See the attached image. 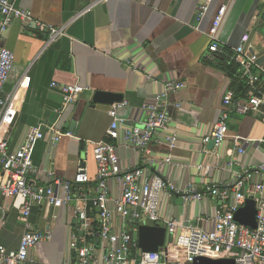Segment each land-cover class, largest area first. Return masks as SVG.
I'll return each instance as SVG.
<instances>
[{"label":"crops","instance_id":"1","mask_svg":"<svg viewBox=\"0 0 264 264\" xmlns=\"http://www.w3.org/2000/svg\"><path fill=\"white\" fill-rule=\"evenodd\" d=\"M12 1L42 24L63 32L48 42V31L14 20L0 34V48L15 55L2 93L9 108L0 125V138L7 140L12 151L22 144L29 129H40L44 137L35 143L32 153L37 185H50L53 176L70 180L80 166L93 179L96 163L92 146L103 141L115 146L122 168H142L145 176L160 174L181 188L231 184L236 173L249 170L252 178L246 188L262 184L259 196L264 197V113L242 114L234 105L227 106V139L212 147L203 142L224 110V94L240 85L243 68L236 61L235 48L244 34H249L245 49L257 56L256 64L264 71V0H211L201 21L197 12L206 0ZM222 4H226V12L217 31L222 52H210L207 32ZM231 62L234 67H229ZM24 75L29 76L28 87L18 85ZM261 79L264 84V73ZM167 81L183 84L161 99L167 102L169 123L158 136L163 139L174 134L173 148L152 141L145 154L125 142L122 127L110 132L111 105L94 102L96 92L120 95L121 101L114 103L125 105L117 116L141 125L150 105L160 100ZM74 84L82 90L74 102L63 106L59 87ZM54 129L72 135L54 141ZM168 156L171 159L166 162ZM108 185L118 198L120 185L112 179ZM22 203L21 198L5 197L0 192L4 209L2 219L0 210V244L8 249L18 248L25 231L18 216ZM77 205L72 201L32 207V228L51 235L36 244L25 264H61L73 259L71 236L82 235L76 227ZM216 205L213 197L187 201L162 193L160 226L164 220H176L177 233L191 227L211 230ZM95 214L94 210L90 216L97 221ZM111 221L113 229L119 231L122 223L116 212ZM144 224L153 225L150 221ZM139 225L126 224L136 240ZM84 240L100 247L96 237Z\"/></svg>","mask_w":264,"mask_h":264},{"label":"built area","instance_id":"2","mask_svg":"<svg viewBox=\"0 0 264 264\" xmlns=\"http://www.w3.org/2000/svg\"><path fill=\"white\" fill-rule=\"evenodd\" d=\"M210 2L211 0H206L205 4L198 8V21H201L205 15ZM225 12L226 4H222L207 32L211 41L208 46L210 52H222L217 31ZM14 20L31 22L36 28L48 31V42L63 34L61 28L42 24L30 11L17 7L12 0H0V34ZM248 41L249 34H244L240 44L235 48L236 61L242 66V77L247 80L249 86L246 100H234L232 90L224 94V110L210 134L203 138L204 143L214 139L216 144H220L227 139L229 113L225 107L234 105L235 111L242 114L264 113V84H261V74L264 71L256 64L257 56L245 49L244 45ZM14 59L13 51L0 48V125L9 108L8 101L2 98V93ZM29 81V76L24 75L18 85L28 87ZM182 87L181 82H165L160 100L150 105L148 115L141 125L129 124L125 119L117 116L118 109L123 107L125 102L112 104L108 110L112 118L110 132L122 127L125 142L145 154L149 153V145L152 141L164 142L169 148H173L176 143L174 134L163 139L158 136L160 132L167 130L169 123L166 116L167 102L161 99ZM59 88L62 92L63 106L74 102L82 90L77 84ZM62 135L71 136L72 133L53 130L54 141ZM43 137L40 129L31 128L27 131L22 144L12 151L9 150L7 140L0 138V192L5 197H18L23 200L18 216L25 228L18 248L8 249L0 244V264H25L30 260V251L36 244L50 237L49 231L43 233L32 228L29 216L33 206L43 203L61 206L72 201L78 204L76 227L82 235L72 234L70 248L74 257L61 264H192L195 256L233 257L237 264H264V197L259 196L263 185L255 184L246 188L247 182L252 178V172L249 170L236 173V178L231 184L207 185L202 189L190 184L181 188L160 174L145 176L142 168H122L115 146L110 142L101 141L95 143L91 150L96 163L93 179L90 178L86 168L80 166L72 179L62 180L53 176L50 185L41 186L33 179L37 171L33 164L32 153L35 143ZM233 138L237 140L236 136ZM239 152H243L241 148ZM170 159L168 156L165 161L169 162ZM110 179L120 185L121 192L118 198L113 197L110 192L108 185ZM162 193L179 196L187 201H199L205 197L215 198L217 205L213 213L214 226L211 230L191 227L177 233L178 222L164 220L162 225L168 236L166 249L142 252L126 224H144L150 221L152 224L161 225L158 204ZM248 197H252L257 204L256 228L241 225L234 220V213ZM80 203L82 206L79 205ZM1 209L2 219L4 209L0 206ZM94 210L96 214L93 216H97V221L90 216ZM113 212L117 213L122 223L119 231H115L112 227ZM133 229L136 230V227L133 226ZM90 237L98 238L100 247L86 243L84 239Z\"/></svg>","mask_w":264,"mask_h":264},{"label":"water","instance_id":"3","mask_svg":"<svg viewBox=\"0 0 264 264\" xmlns=\"http://www.w3.org/2000/svg\"><path fill=\"white\" fill-rule=\"evenodd\" d=\"M94 102L112 105L115 101H121L118 94L96 92ZM210 147L215 140L208 141ZM257 206L252 198H246L243 205L234 213V220L250 228L257 227ZM168 240L166 229L158 224H140L137 231V246L142 252L158 251L165 246ZM192 264H237L233 257L211 258L208 256H195Z\"/></svg>","mask_w":264,"mask_h":264},{"label":"trees","instance_id":"4","mask_svg":"<svg viewBox=\"0 0 264 264\" xmlns=\"http://www.w3.org/2000/svg\"><path fill=\"white\" fill-rule=\"evenodd\" d=\"M222 59H225V57L222 58ZM225 60L227 61V59H225ZM234 66L235 65H234L233 62H231L230 65H229V67H234ZM235 76L237 77V79H239L238 75H235ZM239 82H240V85L237 86V87L235 86L234 89H233V95H234L233 99L237 100V101H245L246 100L247 90H248L249 86L247 84V80L244 77L240 78Z\"/></svg>","mask_w":264,"mask_h":264}]
</instances>
